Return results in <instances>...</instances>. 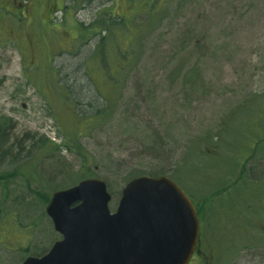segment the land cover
<instances>
[{
	"label": "rangeland",
	"instance_id": "1",
	"mask_svg": "<svg viewBox=\"0 0 264 264\" xmlns=\"http://www.w3.org/2000/svg\"><path fill=\"white\" fill-rule=\"evenodd\" d=\"M54 4L61 11L50 23L33 18L30 1L0 0V116L9 119L0 131V264L43 255L60 238L45 196L83 178L79 156L62 145L73 130L111 211L138 175H167L198 203L218 189L203 222L207 264H264V202L248 207L251 184L264 192V0ZM115 75L111 112L87 127L80 115L106 105L97 91ZM50 141L58 146H43ZM227 199L253 209L243 212L253 224L224 219Z\"/></svg>",
	"mask_w": 264,
	"mask_h": 264
},
{
	"label": "water",
	"instance_id": "2",
	"mask_svg": "<svg viewBox=\"0 0 264 264\" xmlns=\"http://www.w3.org/2000/svg\"><path fill=\"white\" fill-rule=\"evenodd\" d=\"M45 206L61 238L20 264H188L199 218L185 191L167 175L132 177L114 211L100 178L53 191Z\"/></svg>",
	"mask_w": 264,
	"mask_h": 264
},
{
	"label": "trees",
	"instance_id": "3",
	"mask_svg": "<svg viewBox=\"0 0 264 264\" xmlns=\"http://www.w3.org/2000/svg\"><path fill=\"white\" fill-rule=\"evenodd\" d=\"M17 14H18V12H17ZM33 18H34V15H33ZM46 20H48L47 22H50L51 23V17H49V19H46ZM122 21H123V18H121V22ZM104 25L107 26L109 24L104 23ZM78 26H80V27L83 28V26H81L80 24H78ZM126 26H128V24H126ZM91 27H87V29L89 30V29H91ZM106 36L107 35H103L101 37V41L98 44V48L99 49H100L99 46L101 45V43L103 42V39ZM50 46L51 45L48 44L46 46V48L49 49ZM119 64H120L119 67L118 68H115V70L117 72L116 74H118L121 71L120 69L124 66L121 63H119ZM93 66L91 67V69L93 68ZM95 66H97V65H95ZM95 66H94V69L93 70H89V71H92V72H88V73H96L98 71L97 70L98 69V66L97 67H95ZM106 73H108V71H106ZM98 76H100V75H98ZM31 79H29V80L31 81ZM101 82L103 83V85L105 83H107V86H108L107 92L105 94L102 93L100 91V88L98 87V85L96 86V88L97 89L99 88L98 89L99 91H97V92L100 93V96L102 97V99L104 100V102L106 101V103H105L106 105L104 107H101V108L96 109L95 112L92 115H90V117H88L87 115H83L82 116V115L79 114L81 116V118L83 119V122H85V124L89 128H90V121L92 122V119L95 120V119L100 118V117L103 118L104 116H106L107 114H109L111 112L110 110H111L112 102L110 100H112L113 98H115L116 91L119 88V87L116 88V86H117V83L120 82V81L117 78V76L115 75L113 77L112 76H110V77L107 76L105 82L104 81H101ZM97 83L101 86V83H99V82H97ZM102 89L104 90L105 88L103 87ZM74 115H77V113L74 114ZM8 120L9 119H7V117L0 116V131L5 132L4 131V128H5V125L7 124V121ZM0 134L4 135L5 133H0ZM67 136L68 137H65V141L63 142L62 145H64V148L67 151H70L72 153H75L77 156H79L80 161L82 162L81 163V167L79 169V170H81V171H79L80 176L83 177V178L86 177V176H91V173H90V165H91V161L90 160H91V155L89 154L88 150L84 149V147L81 145V143H80V141L78 139V135L76 134V131L75 130L71 131L70 133H67ZM43 146H45V147H51V146L53 147L54 146L56 148L58 145H56L55 142L50 141V142H48L45 145L43 144ZM245 162H246V157L244 158L243 162L241 163V166L242 167L240 168V173H239V175H241V177L245 173L244 172ZM260 186L261 185H259V184H256V185H252L251 184L250 185L251 191H250V193L248 195V200H249L250 204L248 205V207H251L253 205H256L255 203H257V206L260 207L262 205V203L264 202V198H263L264 197V192L262 191V188H260ZM246 188H247V185H246ZM241 191H242L241 194H238L237 195V197L239 199L244 198L243 197V190H241ZM218 192H219L218 189H214L213 191H211V193L209 195H207L203 199H200V203L196 202V210H197V213L202 218V221L203 222H205V220H207V219L209 221L210 216H211V213H210L211 210H210V208H211L212 204H216L217 203V202L215 203V200H214V202H212V200H210V199L212 198V196L214 194L218 195ZM45 200L48 201L49 198L45 196ZM209 200H210V202L208 204V201ZM194 202H195V199H194ZM211 202H212V204H211ZM222 206L225 207L224 208L225 215H223L224 216V219L230 218V217L233 218V216L234 217L235 216H238V218L240 220L239 227L243 226L244 229L247 226V221H250L251 222V220L250 219L248 220V218L245 216V214H247V213H255V211H253V209L250 212L246 210L247 213H245V211H242L243 209H246L244 205L240 204L239 202L232 203V202L229 201V199H227V202H224L222 204ZM218 207H221V206L219 205ZM203 222H202V224H203ZM251 223L253 224V222H251ZM205 225L203 224L204 229H202V231L204 232L203 233L204 238L207 240L208 239V236H206V233L208 231L209 226L206 225V227H205ZM219 230H221V229L217 227L215 229V231H214V234L216 235V233H219ZM209 231L210 232L212 231L211 228L209 229ZM208 242L210 244V239L208 240ZM209 247H210L211 250H215L214 247H211V244H210Z\"/></svg>",
	"mask_w": 264,
	"mask_h": 264
},
{
	"label": "flooded vegetation",
	"instance_id": "4",
	"mask_svg": "<svg viewBox=\"0 0 264 264\" xmlns=\"http://www.w3.org/2000/svg\"><path fill=\"white\" fill-rule=\"evenodd\" d=\"M23 1H30L31 3H33V7L37 8L38 9V12L37 14L34 16L37 20H41L43 21L45 18L48 17L49 19V16L51 17V21L54 20L55 18V12L56 11V8H55V0H47L45 3H44V7L42 4H39V0H23ZM55 9V10H54ZM33 13H35V10H32V15ZM54 22H57V21H54ZM52 22V23H54ZM58 23H60L58 21ZM57 23V24H58ZM56 24V23H54ZM57 27V25H55ZM56 34V33H55ZM202 218L199 216V225H200V230H199V238L197 240V243H196V249L194 251V253L192 254V257H191V261L189 264H194V263H197V264H200V263H203V264H207V262H212V257H213V253H210V252H206L205 250V247H203L202 245H204V241L206 240L203 236V231H202V227H203V224H202ZM194 257V258H193Z\"/></svg>",
	"mask_w": 264,
	"mask_h": 264
}]
</instances>
